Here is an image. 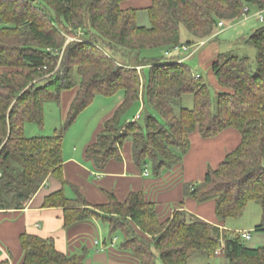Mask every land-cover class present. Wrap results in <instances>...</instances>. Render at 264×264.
Segmentation results:
<instances>
[{
	"label": "trees",
	"instance_id": "trees-1",
	"mask_svg": "<svg viewBox=\"0 0 264 264\" xmlns=\"http://www.w3.org/2000/svg\"><path fill=\"white\" fill-rule=\"evenodd\" d=\"M125 1L0 0V210L24 208L50 175L66 184V131L97 96L122 90L123 103L86 148L98 169L120 160L123 145L131 141L134 162L161 177L189 153L193 133L215 138L228 128L240 132V144L217 168L209 166L203 181L185 184V196L199 203L216 201L220 224L185 209L161 220L143 191L130 192L124 201L107 192V203L92 205L72 185L73 198L60 189L47 195L43 206L62 207L67 227L98 218L112 234L123 232L119 248L139 264H191L194 251L223 256L230 264H264V246L249 247L241 230L225 226L255 201L263 210L255 230L264 231V24L244 41L255 47V63L232 51L216 54L211 70L219 91L214 97L184 60V50L168 60L144 54L165 49L168 55L195 45L194 39L183 41L182 27L202 42L220 22L238 21L252 7L264 10V0H152L145 8L149 26L137 23L141 9L123 8ZM77 86L60 129L52 135H25L26 123L43 126L47 102L60 103L62 92ZM185 94L193 95L194 105L177 115L174 103ZM141 101L140 114L127 118ZM149 109L160 117H143ZM20 241L22 264H84L86 259L84 252L60 251L51 237L26 232Z\"/></svg>",
	"mask_w": 264,
	"mask_h": 264
},
{
	"label": "crops",
	"instance_id": "crops-1",
	"mask_svg": "<svg viewBox=\"0 0 264 264\" xmlns=\"http://www.w3.org/2000/svg\"><path fill=\"white\" fill-rule=\"evenodd\" d=\"M137 1L140 5H136ZM151 4L152 0H126L122 7L142 10ZM204 43L205 40L201 45ZM2 71L3 67L0 65V73ZM78 89L77 86L64 90L61 94L60 105L66 117ZM123 101L124 95L109 109L104 107L100 119L91 131L89 141L83 147L74 145L66 149L64 144L63 177L66 184L58 176L50 175L24 208L0 210V264H22L24 250L20 236L26 232L53 238L56 247L67 254L81 251L86 255L92 254V257L87 256L84 264H139L138 259L130 252L116 247L117 238L104 221L93 218L67 227L62 207L43 206L46 196L60 189H64L73 198L75 192L72 185L77 186L92 205L107 203V192H113L120 201H124L130 192L143 191L147 199L156 204L161 220L170 217L177 209H185L211 223L220 224L216 215V201L199 203L192 197L185 196V184L203 181L209 166L217 168L227 153L240 144V132L235 128H228L215 138H203L200 133H193L189 153L181 163L165 170L161 177H155L152 173L145 174L144 169L134 162L131 141L123 145L120 160L112 159L104 169H98L93 160L86 156V148L96 141L105 122L114 115ZM142 109L143 101L126 117L133 119ZM211 160L215 161V165L209 163Z\"/></svg>",
	"mask_w": 264,
	"mask_h": 264
},
{
	"label": "rangeland",
	"instance_id": "rangeland-1",
	"mask_svg": "<svg viewBox=\"0 0 264 264\" xmlns=\"http://www.w3.org/2000/svg\"><path fill=\"white\" fill-rule=\"evenodd\" d=\"M136 3H138L136 5H140L139 1ZM261 15L264 18V10H262L260 13V10L252 7L251 10L238 21H225V25L218 27L212 36L205 39V43L203 45H201V42H198L200 39L192 35L186 29V27H182L183 41H187L189 39H194L196 41L195 47H193L194 49L185 51L182 56L184 57V60L192 67L194 72L201 75L209 84L213 97L216 96L219 91L217 79L211 70V63L214 57L219 52L232 51L240 55H248L252 62L255 63L256 49L254 46L247 44L244 41L251 33H253L256 28L264 24V20L260 19ZM242 22L245 23L243 24ZM137 23L139 25L145 26L150 25L149 14L145 9L139 10ZM197 44L200 45L197 46ZM178 52L180 53L179 50H176L175 52L166 55L165 49H151L144 51V54L146 56L165 55L168 60V58L170 59V57L177 55ZM144 73H148V67L144 68ZM123 95L124 92L121 90L110 97L104 95L97 96L92 105L87 107L83 113L78 116L75 123L66 131L64 137L65 148L69 149L74 145L80 148L83 147L87 141H89L91 131L97 121L100 119L104 107L105 109H109L113 106V104L121 99ZM193 105V95L185 94L182 99L174 103L176 114H179L181 108H192ZM148 113H154L159 116L155 110L149 109L143 113V117ZM65 120L66 116L63 115L62 105H60L58 102H47L45 104V118L43 126H40L37 123L28 122L25 124V135L28 137L38 135H52L54 134L55 129H60L63 126ZM209 163L211 165H215V161L211 160ZM262 215V206L255 201H251L246 206L244 214L241 218H231L226 222L225 226L230 230L251 231L252 237L250 239H245V243L249 247L256 248L259 246H264V231L255 230V228L262 222ZM113 235L115 238H117L116 241L118 242L116 247L118 248L122 242H124L125 236L121 231H117ZM78 253H82V251ZM90 255L92 257V254L90 253L86 255V260ZM190 262L191 264H230L229 261L223 256H215L210 258L206 253L200 251H194L191 254ZM102 263L106 264L105 262Z\"/></svg>",
	"mask_w": 264,
	"mask_h": 264
},
{
	"label": "built area",
	"instance_id": "built-area-1",
	"mask_svg": "<svg viewBox=\"0 0 264 264\" xmlns=\"http://www.w3.org/2000/svg\"><path fill=\"white\" fill-rule=\"evenodd\" d=\"M245 10L247 11V9H245ZM260 13H261V12H260ZM260 19H261V20H264V18H263L262 15L260 16ZM219 25H220V26H224V23H223V22H220ZM201 43H202V42H201ZM201 43H200V44H201ZM200 44H197V46L200 45ZM192 47H195V45H194V46L184 45V46H181V47H177V48L175 49V51H176V50H184V51H187V50H189V49L192 48ZM192 49H194V48H192ZM167 54H171V51L167 52ZM144 171H145V174H149V170H148L147 168H146ZM241 233H242V236H243L244 239H250V238L252 237V233H251V231H248V230H242ZM219 252H220V250L218 249V250H217V253H219Z\"/></svg>",
	"mask_w": 264,
	"mask_h": 264
}]
</instances>
